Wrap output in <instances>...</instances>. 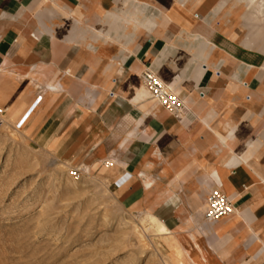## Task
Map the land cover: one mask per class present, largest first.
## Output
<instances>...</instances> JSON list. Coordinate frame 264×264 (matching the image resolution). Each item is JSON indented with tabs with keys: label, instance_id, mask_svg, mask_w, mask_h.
<instances>
[{
	"label": "crops",
	"instance_id": "1",
	"mask_svg": "<svg viewBox=\"0 0 264 264\" xmlns=\"http://www.w3.org/2000/svg\"><path fill=\"white\" fill-rule=\"evenodd\" d=\"M140 6L158 18L150 34L110 19ZM146 70L191 109L162 108ZM0 107L30 147L106 168L183 264L196 245L198 264H264V0H0ZM213 190L235 208L218 222Z\"/></svg>",
	"mask_w": 264,
	"mask_h": 264
},
{
	"label": "rangeland",
	"instance_id": "2",
	"mask_svg": "<svg viewBox=\"0 0 264 264\" xmlns=\"http://www.w3.org/2000/svg\"><path fill=\"white\" fill-rule=\"evenodd\" d=\"M111 176L104 167L66 165L6 124L0 129V264H179L183 257L156 234L147 213L118 200Z\"/></svg>",
	"mask_w": 264,
	"mask_h": 264
},
{
	"label": "built area",
	"instance_id": "3",
	"mask_svg": "<svg viewBox=\"0 0 264 264\" xmlns=\"http://www.w3.org/2000/svg\"><path fill=\"white\" fill-rule=\"evenodd\" d=\"M142 82L154 99L162 108L179 117L184 110L183 102L174 94L163 81L152 71L146 70L141 76ZM203 97L204 94H201ZM7 110L0 107V129L7 124ZM108 164V163H107ZM78 171L73 175L77 176ZM235 211L233 202L230 198L219 190H213L206 199L205 218L211 222H218L230 217Z\"/></svg>",
	"mask_w": 264,
	"mask_h": 264
},
{
	"label": "clouds",
	"instance_id": "4",
	"mask_svg": "<svg viewBox=\"0 0 264 264\" xmlns=\"http://www.w3.org/2000/svg\"><path fill=\"white\" fill-rule=\"evenodd\" d=\"M114 20L115 22H119L124 25L134 24L136 29H142L147 33L153 32L157 26V17L154 15L147 14V8L144 6H140L138 8H134L132 10H125L122 13L117 14L115 17L110 18ZM126 39L131 42L132 37L127 36ZM174 94H179V88H173L172 89ZM184 108L191 109L190 105L192 103L190 97H181ZM144 117H142L143 119ZM203 122H207V117ZM229 135H232V133H229ZM220 184V178L216 171H211L207 173L204 177V183L203 187L206 190H212L214 186H219Z\"/></svg>",
	"mask_w": 264,
	"mask_h": 264
},
{
	"label": "bare ground",
	"instance_id": "5",
	"mask_svg": "<svg viewBox=\"0 0 264 264\" xmlns=\"http://www.w3.org/2000/svg\"><path fill=\"white\" fill-rule=\"evenodd\" d=\"M262 10H263L262 8H260V9L258 10V13L261 14V15L263 14V11H262ZM157 231H158L159 233H164V232H166L167 230H166L164 227H159ZM196 251L199 253V258H197L196 255H195V252H196ZM181 252H182V251H177L176 255H178V256H180V257H181V256L183 257V254H182ZM186 253H187L186 256L189 255V256H190V259H191L195 264H198L199 259H205V257H206L205 252L200 248L199 245H196V249H189ZM178 256H177V257H178ZM180 257H178V258H180ZM180 264H183V261H181Z\"/></svg>",
	"mask_w": 264,
	"mask_h": 264
}]
</instances>
